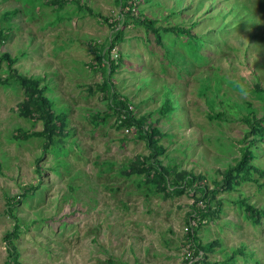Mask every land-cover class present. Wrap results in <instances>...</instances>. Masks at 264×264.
I'll list each match as a JSON object with an SVG mask.
<instances>
[{
  "label": "rangeland",
  "instance_id": "obj_1",
  "mask_svg": "<svg viewBox=\"0 0 264 264\" xmlns=\"http://www.w3.org/2000/svg\"><path fill=\"white\" fill-rule=\"evenodd\" d=\"M79 1L89 9L71 0L63 6L0 0V27L10 30L0 51L10 54L17 73L40 77L55 112L67 115L60 144L45 150L42 137L15 139L18 128L38 131L42 124L18 115L16 106L24 99L18 84H0V264L8 262L3 236L15 222L8 199L20 224L11 241L20 264H183L184 228L198 194L164 197L138 184L141 177L121 174L149 149L135 127L115 125L116 115L96 88L102 73L91 65L92 46L107 41L109 47L114 35L104 18H121L117 29L126 18L116 0ZM137 1L136 15L156 17L161 26L191 27L196 38L188 44L185 36L174 39L172 31H162V46L129 21L111 51V58L121 59L111 82L135 118L150 113L161 133V164L203 175L201 184L211 189L221 178L218 167L238 156L247 126L236 117L210 120L207 114L226 110L220 99L236 107L238 117L246 114L247 101L256 118L264 113V102L240 88L252 87L255 78L264 87V66L258 64L264 62V0ZM11 9L16 15L6 22L2 13ZM6 67L1 62L0 78L8 74ZM167 97L176 108L160 116ZM256 145L255 162L264 168V137ZM239 191L264 207V188L246 183ZM237 195L219 191L222 212L198 224L201 245L215 244L203 259L199 253L197 264H264V220L252 225L232 202Z\"/></svg>",
  "mask_w": 264,
  "mask_h": 264
},
{
  "label": "trees",
  "instance_id": "obj_2",
  "mask_svg": "<svg viewBox=\"0 0 264 264\" xmlns=\"http://www.w3.org/2000/svg\"><path fill=\"white\" fill-rule=\"evenodd\" d=\"M36 1L40 0H35V2ZM66 1L67 0H49V3L52 5L63 6ZM71 2L72 4L75 3L79 9H89L88 7H82L79 5V0H71ZM137 2V0H116V4L121 6V16L126 18V22L119 29H117V26L121 25V18L115 19L111 22H109V18H104L109 26V30L114 31V35L109 47L107 41L103 44L96 43L92 46V49H94V62L91 67H96L102 73V81L96 85V88L100 94V98L107 102L108 108L116 115L115 125L125 128H131L132 126L135 127V130L138 131V137L144 141L146 147L149 149V154L147 155H135L134 159L126 166V170L124 168L121 171V174L125 176L134 174L137 177H141L137 180L138 184H145L149 191L160 193L164 197H169L172 194L186 193L187 191H193V195L198 194L188 216L189 220H195L196 225L192 227V233L187 231L185 232V235L193 242V256L197 257L201 252V257L203 259L205 254L212 251V246L215 242L213 244L207 243L201 245L196 239L195 230L201 221L203 222L206 219L210 220L211 218L216 219L222 212L223 198L217 199L216 197L219 191H225L226 193L238 192L237 197L234 198L232 202L242 210L244 217L249 220L252 225H260L262 220H264V207H256L243 196L241 191H239V187L246 183H254L258 188H264V168L255 162V159L257 158L256 139H258V137H264V125L261 124L264 122V113L263 115H259V118H256L252 104L250 101H247L246 114L238 117L234 112L236 107L229 105L228 100L220 99L219 104L223 103L226 110L207 114V117L210 120L216 119L224 121L236 117L247 126L243 138L239 140L241 146H239L238 156L233 157L232 160L227 163L226 167H218L217 171L221 178L214 182L213 188H205L204 185L201 184V181H204L205 179L203 175H195V173L184 169L180 170L178 165H162L157 157L163 150V147L159 144L161 133L150 121V113L135 118L132 112L128 109L130 105L127 98L120 97L111 82V74H113L118 68L120 59V57L118 59L111 58V51L123 40L125 35L124 28L129 21L134 25L142 26L145 32L152 34L154 40L160 44H162V31L168 33L172 31L174 39H178L180 36H185L187 38L186 43L188 44H191V41L193 40L192 38H196V36L190 33L191 27L186 28L184 25L179 27L177 25L172 27L161 26L157 24L159 19L156 17L153 18L142 14L136 15L133 5H136ZM179 2V0H175L176 5L179 4ZM170 14L174 15L170 12L165 15V19H167ZM12 15H16L15 9L5 10L2 13L1 18L4 21L9 22ZM58 18L60 19L59 15ZM177 29L178 31H176ZM9 33V28L0 27V49L8 39ZM184 44L185 43L182 42L181 45L183 46ZM260 49H264V46ZM9 57V53L0 51V64L5 61L8 72L5 77L0 78V84H7L9 81L18 84L23 89L24 93V99L16 106L18 115L24 119L33 118L35 121H40L42 124V129L38 131H23L18 128L13 135L14 138L27 139L32 136L42 137L43 149L45 150L49 145L52 146L54 144L62 143V139L59 140V138H63L67 134V129L65 128L67 122L66 113L55 112L53 102L45 94L47 85L43 86L40 84V81L42 80L40 77H26L21 73H17L12 67V62L9 63ZM258 64L264 66V62ZM232 83H235L234 86L238 88L237 85H239V82L232 81ZM251 86L252 87L246 88L240 85V88L246 92L252 93V96L258 97L264 102V87H261V82L255 78L251 83ZM110 100H112V105L108 103ZM175 108L174 101L167 97L162 101L158 113L160 116H167L172 113ZM95 117H97V115H95ZM98 118V121H105L103 118ZM39 170L40 168L37 164V171L39 172ZM170 187H172L173 190H170ZM27 189H33V187ZM199 200L204 202V207L198 205L197 202ZM12 202V199H8L7 211L10 213L12 212L11 216L15 219V222L13 229L10 232L5 233L3 239L8 246L9 259L7 264H20L17 251L11 243L12 239L18 238L20 228V224L13 214ZM212 202L214 207L211 205ZM189 220H187L188 223ZM241 251L242 249L238 248L234 249L233 252L237 253ZM199 262L200 260L192 262L191 264H197Z\"/></svg>",
  "mask_w": 264,
  "mask_h": 264
},
{
  "label": "built area",
  "instance_id": "obj_3",
  "mask_svg": "<svg viewBox=\"0 0 264 264\" xmlns=\"http://www.w3.org/2000/svg\"><path fill=\"white\" fill-rule=\"evenodd\" d=\"M196 225L195 220H189L188 225L184 228L185 232L190 231L192 233V227ZM184 247V263L183 264H191L196 261V257L193 256V242L191 239H187V242ZM202 253H200L201 256Z\"/></svg>",
  "mask_w": 264,
  "mask_h": 264
},
{
  "label": "clouds",
  "instance_id": "obj_4",
  "mask_svg": "<svg viewBox=\"0 0 264 264\" xmlns=\"http://www.w3.org/2000/svg\"><path fill=\"white\" fill-rule=\"evenodd\" d=\"M136 1V0H135ZM120 6V5H119ZM121 7V6H120Z\"/></svg>",
  "mask_w": 264,
  "mask_h": 264
}]
</instances>
